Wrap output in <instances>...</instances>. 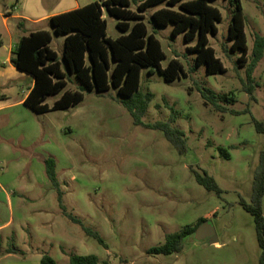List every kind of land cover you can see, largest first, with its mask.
I'll use <instances>...</instances> for the list:
<instances>
[{
  "label": "rangeland",
  "instance_id": "1",
  "mask_svg": "<svg viewBox=\"0 0 264 264\" xmlns=\"http://www.w3.org/2000/svg\"><path fill=\"white\" fill-rule=\"evenodd\" d=\"M96 1L61 0L69 6ZM240 2L249 55L254 35L264 34V0ZM43 3L52 9L58 4L57 0ZM31 4L32 0H0V264H39L42 254L57 264L67 263L71 255L90 254L107 264H259L253 217L239 202H251L254 171L264 149V135L253 125V120L264 121V58L253 73L251 100L243 88L249 57L239 61L240 53L230 51L228 0L210 3L220 11L221 21L216 24L217 34L207 36L209 46L225 68L214 75L206 73L205 65H196V55L189 50L195 40L186 42L182 34L174 37L171 25L157 27L152 22V12L165 4L143 13L148 32L159 40L165 55L161 67L177 58L185 75L166 81L156 69L152 73L141 69L139 90L153 95L142 122L170 121L183 133L182 153L162 131L135 125L113 89L101 95L84 93L77 107L50 114L48 119L30 113L31 118L22 107L15 108L12 104L27 91L30 75L15 69L9 60L21 35L11 14L23 15ZM129 8L136 10L134 4ZM104 17L107 37L121 35L118 20L105 13ZM43 27L50 31V47L63 65V36L49 25ZM203 87L229 95L234 102L225 106L238 113H220L205 105L199 92ZM76 88L78 81L70 75L66 89ZM55 98L46 102L51 104ZM10 115L13 124L5 130ZM33 122L44 129L33 143V152L40 153L43 147L58 160L59 179L65 181L60 184L62 204L97 232L106 247L63 214L52 185L40 186V178L35 185L29 177L31 168L43 166L40 160L32 164L30 148L23 146L33 134ZM50 123L53 128L46 132ZM194 172H206L222 194L199 185ZM261 208L264 214V198ZM200 218L212 226L218 245L191 235L182 241L179 253H149L164 243L167 234Z\"/></svg>",
  "mask_w": 264,
  "mask_h": 264
},
{
  "label": "trees",
  "instance_id": "2",
  "mask_svg": "<svg viewBox=\"0 0 264 264\" xmlns=\"http://www.w3.org/2000/svg\"><path fill=\"white\" fill-rule=\"evenodd\" d=\"M215 0H99L87 5L60 13L47 20L56 35L63 36V65L58 54L50 44V31L41 29L27 32L24 30V20L16 19V27L21 35L11 51L10 63L20 72L33 78V86L24 100V105L36 114L54 111H68L77 107L84 99V93L101 95L111 89L115 90L117 101L122 105L135 125L160 130L167 140L179 152L185 151L183 133L171 127L169 122L143 124L142 118L148 110L153 98L152 93H141L139 90L142 68L153 69L166 80L174 81L185 75L177 58L171 59L162 68L161 61L165 55L159 40L149 33L143 22L144 12L153 6L165 4L154 10L151 20L157 27L171 25L172 35L182 34L186 42L195 40L189 50L196 55V65H205L206 73L214 75L225 72L221 61L215 56L209 46L208 34H217L216 24L221 21L220 11L210 5ZM232 7L231 19L228 25V40L230 51L240 53L239 61L248 55V47L244 32V16L240 0H228ZM134 4L136 10L129 7ZM104 13L116 18V28L121 32L115 39L107 37V23ZM248 66L245 70L244 91L254 100V70L264 58V34L253 37L251 53L248 55ZM70 75L78 81V88L66 89ZM200 95L205 105H210L217 112L238 113L225 105L234 102L227 94L217 95L208 88L200 89ZM56 97L51 104L46 101ZM254 129L264 135V121L253 120ZM181 137V139H180ZM222 156L229 159L225 150H220ZM45 175L57 193L58 205L63 214L82 231L106 247L99 234L87 228L83 222L67 212L62 204V194L56 173V160L49 156L43 159ZM196 182L206 190L217 195L222 190L216 181L206 172H194ZM264 198V149L260 152L259 163L254 171L251 202L240 200V206L248 212L255 224L257 242L260 248L259 264H264V214L261 200ZM205 221L200 218L194 225H186L178 232L167 234L164 243L151 248L150 254L170 255L179 253L182 241L194 234L196 228ZM39 264H57L47 254H42ZM65 264H107L100 262L93 255H71Z\"/></svg>",
  "mask_w": 264,
  "mask_h": 264
},
{
  "label": "crops",
  "instance_id": "3",
  "mask_svg": "<svg viewBox=\"0 0 264 264\" xmlns=\"http://www.w3.org/2000/svg\"><path fill=\"white\" fill-rule=\"evenodd\" d=\"M57 2H58V4L56 5L57 7L54 6V9H52V7L46 8L47 6L43 3V0H32V4L27 9V13H25L23 15H13V14H11V18H13L14 20L23 19L24 20V30L27 31V32H31V31L44 29L43 26L48 25L47 20L50 17L54 16V15H57V14H60V13H64V12H67V11H70V10H74V9L83 7V6L88 4V3H86V4H83V5H80L78 2H74V5H70L69 6L67 2H61V0H59V1L57 0ZM89 3H91V2H89ZM55 7H56V9H55ZM28 25H32V26L28 27ZM62 56H63V53H62ZM9 60H10V57H9ZM27 77L30 79L29 86L27 88V91L23 94L22 98L18 102H16L15 104H12V105H16L15 108L22 107L21 108L22 112H26L30 117H31L30 113H32V115H34L36 117L37 116H41V117L46 118V119H48L47 117L50 114L59 113V112H65V111H54V112H49V113L36 114V113H33L31 110H29L24 105V100H25L26 96L28 95L30 89L33 86V78L31 76H27ZM23 106L27 110H25V108H23ZM13 120H14V116L13 115H10L9 118L6 119V121L8 123H6V125H5V130H7L8 127L13 124ZM31 124H33V128H32L33 134H32V136L28 137V140H27L28 144L24 143L23 146L26 147V148H30L29 156L31 158L30 160H31L32 164H36V163H38L36 160H40L42 165H43V159L44 158H47L49 156L54 158V155H53L52 152H50L48 150H45L43 147H41L40 153H36V152L34 153L33 152L34 151L33 147H34L35 143L37 142L39 136L40 137L43 136L44 129H43L42 125H39L36 122H33ZM52 128H53V126L50 123V127L49 128L47 127L45 131L49 132V131L52 130ZM10 138H12V137H8L7 140H9ZM33 143H34V145H33ZM55 160H56L57 178H58L59 184H63L65 181L62 182L59 179L60 178L59 177V163H58V160L56 158H55ZM26 161H27V159L24 160L23 165H25ZM28 172H29V177L31 178L32 182L35 185H39L38 181H37V178L41 179L42 185H40V186H42V187H45L48 184H50L48 179H47V177H46V175H45L44 165L41 166L38 163V167H33ZM7 200H8L9 206L11 208L12 207V201H11V198L9 197V195H7ZM216 245H218V244H216Z\"/></svg>",
  "mask_w": 264,
  "mask_h": 264
},
{
  "label": "water",
  "instance_id": "4",
  "mask_svg": "<svg viewBox=\"0 0 264 264\" xmlns=\"http://www.w3.org/2000/svg\"><path fill=\"white\" fill-rule=\"evenodd\" d=\"M193 235L198 241H204L210 245L218 244L217 236L214 232V229L207 221L201 223L196 228Z\"/></svg>",
  "mask_w": 264,
  "mask_h": 264
}]
</instances>
